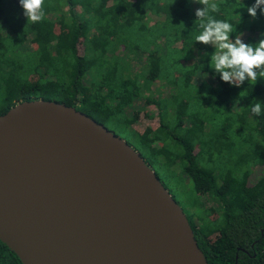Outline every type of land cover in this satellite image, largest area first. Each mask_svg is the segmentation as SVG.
<instances>
[{
    "label": "trees",
    "instance_id": "16d2710c",
    "mask_svg": "<svg viewBox=\"0 0 264 264\" xmlns=\"http://www.w3.org/2000/svg\"><path fill=\"white\" fill-rule=\"evenodd\" d=\"M213 2L212 15L235 28L231 40L264 38V14L247 12L255 0ZM202 7L44 0L33 23L19 0H0V114L22 99L75 106L125 138L170 192L171 182L191 183L195 209L186 215L209 264H264V111L249 107L264 105V78L239 87L220 79L214 46L195 41ZM0 264H23L1 240Z\"/></svg>",
    "mask_w": 264,
    "mask_h": 264
},
{
    "label": "water",
    "instance_id": "95a60500",
    "mask_svg": "<svg viewBox=\"0 0 264 264\" xmlns=\"http://www.w3.org/2000/svg\"><path fill=\"white\" fill-rule=\"evenodd\" d=\"M0 240L23 264H209L140 152L54 99L0 114Z\"/></svg>",
    "mask_w": 264,
    "mask_h": 264
},
{
    "label": "clouds",
    "instance_id": "9594fccd",
    "mask_svg": "<svg viewBox=\"0 0 264 264\" xmlns=\"http://www.w3.org/2000/svg\"><path fill=\"white\" fill-rule=\"evenodd\" d=\"M193 2L203 5L195 11L201 29L195 41L214 46L215 51L210 54V67L219 74L220 79L239 87L246 79L257 82L258 78H264V38L255 45L243 42L240 34L234 41L231 40L230 34L235 31L233 25L212 15L219 11V6L214 2L210 3V0ZM19 4L27 21L35 23L43 19L44 0H19ZM240 7L245 6L241 4ZM258 10L264 14V0H255L254 4L247 7L248 14L253 18L257 16ZM261 36L264 37V33ZM249 107L256 116L264 111V105L255 99Z\"/></svg>",
    "mask_w": 264,
    "mask_h": 264
},
{
    "label": "rangeland",
    "instance_id": "374dc122",
    "mask_svg": "<svg viewBox=\"0 0 264 264\" xmlns=\"http://www.w3.org/2000/svg\"><path fill=\"white\" fill-rule=\"evenodd\" d=\"M136 56L137 55H135V58L137 60L138 57H136ZM258 101L260 102L261 100L258 99ZM142 103H143V100L139 99V104H142ZM151 105L148 107L149 110H150ZM249 118H251V115ZM150 121L154 122L155 119L152 118ZM146 122H147L146 118H141L140 120H138L137 126L140 129H142L145 126ZM261 173H262V171L258 168V166H256V168L253 170V174L258 176ZM169 187H171V191L174 193V195L177 199V202L181 205V207L183 208L185 213L191 214V212H193L195 209V207H194L195 203L193 202L194 198H193V195L191 193V183L190 182L184 183L181 180L180 182H177V183L171 182L169 184ZM200 199H202L204 201V203H206L207 205L209 204V202L206 200V198L204 196L200 197Z\"/></svg>",
    "mask_w": 264,
    "mask_h": 264
}]
</instances>
